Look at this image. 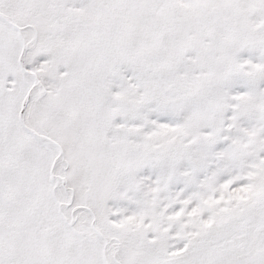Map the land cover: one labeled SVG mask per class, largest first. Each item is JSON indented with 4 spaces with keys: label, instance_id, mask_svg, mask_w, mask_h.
Masks as SVG:
<instances>
[{
    "label": "snow or ice",
    "instance_id": "snow-or-ice-1",
    "mask_svg": "<svg viewBox=\"0 0 264 264\" xmlns=\"http://www.w3.org/2000/svg\"><path fill=\"white\" fill-rule=\"evenodd\" d=\"M0 264H264V0H0Z\"/></svg>",
    "mask_w": 264,
    "mask_h": 264
}]
</instances>
